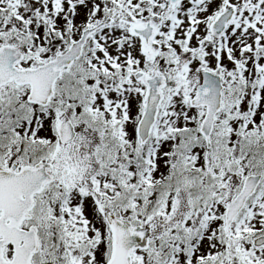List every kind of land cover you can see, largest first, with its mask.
Masks as SVG:
<instances>
[{"label": "snow or ice", "instance_id": "6c2138e0", "mask_svg": "<svg viewBox=\"0 0 264 264\" xmlns=\"http://www.w3.org/2000/svg\"><path fill=\"white\" fill-rule=\"evenodd\" d=\"M0 264H264V0H0Z\"/></svg>", "mask_w": 264, "mask_h": 264}]
</instances>
